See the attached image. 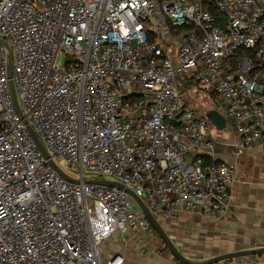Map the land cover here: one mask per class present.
Masks as SVG:
<instances>
[{
	"label": "built area",
	"instance_id": "1",
	"mask_svg": "<svg viewBox=\"0 0 264 264\" xmlns=\"http://www.w3.org/2000/svg\"><path fill=\"white\" fill-rule=\"evenodd\" d=\"M185 82L241 150L264 144V0H0V264H126L116 235L155 250L127 189L165 230L223 216L239 162Z\"/></svg>",
	"mask_w": 264,
	"mask_h": 264
},
{
	"label": "crops",
	"instance_id": "2",
	"mask_svg": "<svg viewBox=\"0 0 264 264\" xmlns=\"http://www.w3.org/2000/svg\"><path fill=\"white\" fill-rule=\"evenodd\" d=\"M216 131L214 134L219 141L217 153L230 160L237 158L239 162V174L226 213L217 219L183 213L170 220L166 228L174 240L178 238L177 245L182 252L197 260L264 246V144L241 150L239 134L228 128ZM225 131L230 134L227 138ZM120 237L121 246L116 250L124 254L126 264H135L134 258L143 257V252L156 254L154 250L142 248L139 240L131 236ZM251 258L232 259L226 264H264V254Z\"/></svg>",
	"mask_w": 264,
	"mask_h": 264
},
{
	"label": "water",
	"instance_id": "3",
	"mask_svg": "<svg viewBox=\"0 0 264 264\" xmlns=\"http://www.w3.org/2000/svg\"><path fill=\"white\" fill-rule=\"evenodd\" d=\"M2 43L8 46V44L5 41H2ZM9 76L12 77V52L10 49H9ZM11 87H12L13 100H14L15 105L17 106V99H16L15 89H14L12 81H11ZM206 116L213 123V125L215 126L217 130H223L227 127V119L224 116V114H222L218 109L212 108L211 110H207ZM52 164L62 176H64L65 178L69 180H72L56 164H54L53 162ZM97 182H101V183L108 184V185L124 187L121 183L114 182V181L97 180ZM127 190L137 200L143 212L145 213L147 219L152 225L153 229L158 234L159 238L162 240L165 246L170 250L174 258L178 260L181 264H216V263H219L225 260H230V259L241 260L243 257L264 254V246H260V247H254V248H247L243 250H236L232 252L220 253V254L214 255L204 260H197L192 257H189L184 252H182V250L179 248V246L176 244V242L170 236V234L164 229L161 223L155 217L152 216V214L150 213L146 205L143 203V201L139 197L135 196V194L131 192L129 189Z\"/></svg>",
	"mask_w": 264,
	"mask_h": 264
},
{
	"label": "rangeland",
	"instance_id": "4",
	"mask_svg": "<svg viewBox=\"0 0 264 264\" xmlns=\"http://www.w3.org/2000/svg\"><path fill=\"white\" fill-rule=\"evenodd\" d=\"M197 89L195 87V85L193 86V84H188L187 82H185L182 86H180V91L182 92V94L185 93V95L187 96V98L192 101V103L199 107L200 110L207 111V110H211L212 108H214L213 103H211L210 98L207 96H204L201 91L196 92ZM222 112L223 109H222ZM216 129V128H214ZM217 131L214 130V133H216ZM226 134V138L229 137V132L225 131L224 132ZM61 164L65 165L66 162L65 161H60ZM152 235H153V240L155 242V250L156 254H150L147 252H143L141 254H143V257H135L134 258V262L135 264H181L178 260H176L174 258V256L172 255V253L170 252V250L165 246V244L162 242V240L159 238L158 234L156 233L155 230L152 229ZM121 235H116L114 236L110 241L106 242L104 245V250L106 251H110V250H116L119 249V247L121 246L120 240H122V237H120ZM178 239V238H177ZM174 240L177 244V241L179 240ZM184 248V247H183ZM182 248V249H183ZM152 251V250H150ZM187 255V254H186ZM247 258V257H246ZM250 258V257H249ZM256 259L257 255L252 256L251 259ZM232 260V259H230ZM230 260H225V261H221L219 263L216 264H226L228 263Z\"/></svg>",
	"mask_w": 264,
	"mask_h": 264
},
{
	"label": "trees",
	"instance_id": "5",
	"mask_svg": "<svg viewBox=\"0 0 264 264\" xmlns=\"http://www.w3.org/2000/svg\"><path fill=\"white\" fill-rule=\"evenodd\" d=\"M242 50H243V51H241V52H245V49H242ZM236 60H237V59H235V61H233V62H234V63L237 62Z\"/></svg>",
	"mask_w": 264,
	"mask_h": 264
}]
</instances>
